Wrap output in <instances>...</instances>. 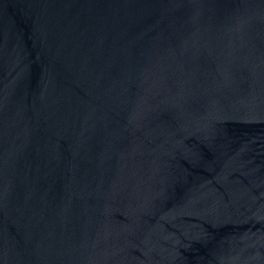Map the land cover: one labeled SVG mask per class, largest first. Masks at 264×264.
I'll use <instances>...</instances> for the list:
<instances>
[{
  "label": "water",
  "instance_id": "1",
  "mask_svg": "<svg viewBox=\"0 0 264 264\" xmlns=\"http://www.w3.org/2000/svg\"><path fill=\"white\" fill-rule=\"evenodd\" d=\"M0 264H264V0H0Z\"/></svg>",
  "mask_w": 264,
  "mask_h": 264
}]
</instances>
